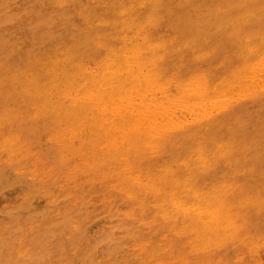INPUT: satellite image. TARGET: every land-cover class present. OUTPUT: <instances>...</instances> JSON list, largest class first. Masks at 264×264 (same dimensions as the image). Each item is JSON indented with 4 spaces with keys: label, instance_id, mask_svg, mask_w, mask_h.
Segmentation results:
<instances>
[{
    "label": "bare ground",
    "instance_id": "obj_1",
    "mask_svg": "<svg viewBox=\"0 0 264 264\" xmlns=\"http://www.w3.org/2000/svg\"><path fill=\"white\" fill-rule=\"evenodd\" d=\"M218 2L203 17L183 13L193 0L81 3L82 28H72L67 47L59 43L42 59L32 58L0 79V103L15 99L24 108L0 115V165L32 183L57 179L68 208L80 204L75 194L83 187L94 190L89 197L94 209H112L115 197L126 207L117 211L121 222L106 227L102 218L93 225L96 234L104 237L105 230L126 227L127 252L144 264H160L159 258L224 264L228 249L232 264H264V236L250 232L247 215L249 209L264 211V188L249 197L235 182L253 173L255 154L241 133L232 138L218 120L239 102L264 95V34L245 33L264 19V0ZM83 46L93 52H81ZM207 61L214 63L204 69L189 65ZM40 121L47 125L42 142L52 149V159L29 148L35 133H28L26 123ZM165 153L169 158L162 159ZM217 170L221 180L200 182ZM81 214L70 222L74 234L89 221V212ZM155 230L159 234L152 240ZM10 258L11 264L17 259L54 264L36 263L34 247L22 239Z\"/></svg>",
    "mask_w": 264,
    "mask_h": 264
},
{
    "label": "rangeland",
    "instance_id": "obj_2",
    "mask_svg": "<svg viewBox=\"0 0 264 264\" xmlns=\"http://www.w3.org/2000/svg\"><path fill=\"white\" fill-rule=\"evenodd\" d=\"M46 1L47 0H44V2L43 0H0V65L2 66L0 79L6 76V74L11 73V71L13 72L16 69H20L32 58L42 59L59 43L61 44L60 46L63 45V47H67V44L70 43L72 33H74V30H72V28H82L83 23L81 24L82 20H79L80 17L78 16V11L80 10L78 9H81V5H85L86 3L90 6L89 2H91L92 0H89V2H87L88 0H86L85 2L84 0H74V3H72L73 5L68 4L64 6H58L55 5L54 2ZM45 2L47 4H45ZM8 3L9 5H7ZM218 3V0H193V4H190L192 6L186 7L183 13H186V15L189 14L190 16L191 14L194 15V13L196 15L200 13L199 16L203 17L208 14L211 11L210 9L214 8ZM51 8L55 10L53 11ZM97 10L98 12L101 11V9L99 10L98 7ZM24 19L26 20V22ZM23 20L25 24L23 23ZM255 24L256 27L247 28V30L245 29V33L255 31L254 33L259 32V35L264 34V19H259ZM21 31L24 33H21ZM96 31L99 32L101 31V29L96 28ZM66 37L68 40L66 39ZM229 41L230 38L224 40L225 46L221 50V54H223L224 56H228L229 54L226 53L227 51L229 52V47L228 45L226 46ZM90 48V46H83V49L81 48L80 51L84 53L88 52L89 55L93 52L92 50H90ZM88 50H90L91 52ZM97 55L101 56V53ZM213 63V61H207L206 63L194 62L190 63L189 65L191 68L204 69V67L206 68V66H211L213 65ZM259 96H255L256 98L253 97L254 99L248 98L241 101V103L239 102L236 106L230 108L227 113L222 115L220 119H218L219 121L221 120L219 123L220 126L221 124H223L227 129L229 128L232 131L230 133L231 136H233L232 138L238 137L239 133H241L243 143L246 144L247 147H251V149L253 150L252 153L255 154L254 157L256 159L253 162L252 167L253 173L248 175H239L235 179V182L248 193L249 197H252V195L254 196L256 192H259L261 191V188H264V95H261V98ZM15 102V99H8L6 101H3V103H0V115L7 110H12L13 114H16L18 112L21 113L24 108L17 107ZM6 105L10 106H8L7 108ZM13 107L15 108L13 109ZM2 110L4 111L2 112ZM235 117H237V119ZM223 120L225 123H223ZM27 123L25 126L26 130L29 134L35 133L36 138H34V140L29 139V148H33L34 151L38 150L40 151V153H42V155H44V157L48 158V156H50L49 159H52V149L47 147L45 148L42 142L43 140L45 141V135L46 132H48L46 130L47 125L45 121L38 122L40 124H33L32 122ZM234 133L236 135H233ZM31 141L36 142L34 144ZM37 144H41L42 147L38 148ZM167 158H169L167 153L162 155V159ZM158 159L160 158L157 157L154 160ZM24 167L26 166L23 165V167L21 168ZM219 171L220 170H217L215 172H212V174L204 176L200 182L207 183L210 182L212 178L221 180L220 174L218 173ZM60 173H63V171L60 170ZM0 175V180L4 178V180L0 181V264H11L10 256L13 255L14 250L17 248L18 240L20 239L26 241V244L34 247V253L36 254L38 259H36V263H39L43 259H46L54 261V264H71V262L73 264H144L143 261H141V259L135 254L127 252L130 242L129 238L126 237L128 234V229L126 227L111 228L109 230H105L104 237L99 236V233L96 234L97 228L93 225L102 218L106 219L108 222L105 225L106 227H109L108 224H110L111 227H115L121 222L120 217L117 216V211H120V209L121 211L125 210L126 207L115 197H111V199L114 200L112 209H94L91 205L92 200H90L89 197L95 196V192L91 188L83 187L80 188V190L75 194V198H77L78 200L80 199V204L76 208H68L66 207L67 201L64 200V198L62 197V193L57 188V179H53L49 182L44 183H32L27 179L25 180L24 176H17L13 171H11L10 169L7 170V168L1 165ZM26 181H28L27 185L25 183ZM19 191L21 194L19 193ZM85 198L86 200L83 201ZM48 199L55 200V202L47 204L49 201ZM87 199L90 202H88ZM41 204L42 206H44L42 207ZM56 209H60V213L57 215L55 214ZM84 211L89 212V221L80 223V231L77 234H74L70 229V222L76 220L77 218L80 219L79 217L82 216L81 213ZM92 213L94 217L90 218ZM247 215L249 220L250 232H252L253 234L261 233L264 236V211H255L254 209H249ZM36 216L38 219L36 218ZM53 223H55L54 226ZM36 225H38V227H36ZM87 232L90 234H88ZM158 234L159 232H156V230L151 232V239L156 240ZM68 241L70 243H68ZM65 242H67L68 244ZM63 243H65V245ZM79 250L81 253H79ZM223 253L225 260L224 264H232V250L228 249L223 251ZM174 255H179V252L174 251ZM80 256L82 258H80ZM77 257H79L80 259ZM92 258H94V260ZM104 259H108V261L100 262ZM79 260H81V262H79ZM17 262L18 264H31V261H24L22 259H17L15 263L17 264ZM157 262H160V264H163L162 262H164V264H173L165 258H159Z\"/></svg>",
    "mask_w": 264,
    "mask_h": 264
}]
</instances>
